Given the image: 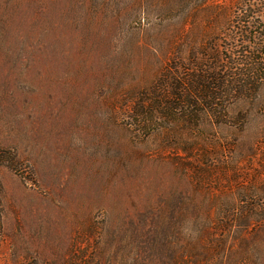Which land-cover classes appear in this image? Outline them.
Returning <instances> with one entry per match:
<instances>
[{
  "label": "rangeland",
  "instance_id": "374dc122",
  "mask_svg": "<svg viewBox=\"0 0 264 264\" xmlns=\"http://www.w3.org/2000/svg\"><path fill=\"white\" fill-rule=\"evenodd\" d=\"M172 59L220 119L123 120ZM0 149V264H264V0H0Z\"/></svg>",
  "mask_w": 264,
  "mask_h": 264
},
{
  "label": "trees",
  "instance_id": "16d2710c",
  "mask_svg": "<svg viewBox=\"0 0 264 264\" xmlns=\"http://www.w3.org/2000/svg\"><path fill=\"white\" fill-rule=\"evenodd\" d=\"M243 12L246 13L245 10ZM241 36H245V43L250 44V31H241ZM254 53L253 51L248 52L244 58L245 63L249 62L246 66L257 69L261 64H257L258 58ZM256 53H263V49L256 50ZM194 67L196 66L190 69ZM197 68L202 72L201 75L197 72L188 74L185 70L189 71V68L182 66L178 59H172L156 85L147 92L141 93V98L130 107L127 106V109L121 110L122 119L134 122L144 131L163 126V134L167 137L170 136L172 130L178 127L183 130H196L200 118L212 122L220 119V115L225 111L222 102L233 90L226 83V77L216 73L221 70L216 63L208 68L212 71L210 76H204L202 68ZM255 80L257 77L247 76V80L244 79L242 82L245 85L248 82L249 86L251 85L249 82ZM125 104L127 105L128 102ZM161 131V128L155 130V135H159ZM10 155L0 149V167L4 164L9 167V163H14L15 158H11ZM200 209L201 205H191L190 214L196 219ZM200 243V231H191L187 239V250H190L189 264H202V253L198 251ZM23 264L39 263L32 261Z\"/></svg>",
  "mask_w": 264,
  "mask_h": 264
}]
</instances>
